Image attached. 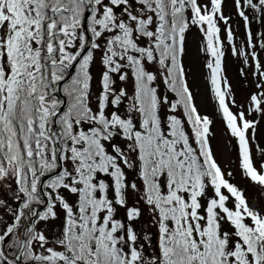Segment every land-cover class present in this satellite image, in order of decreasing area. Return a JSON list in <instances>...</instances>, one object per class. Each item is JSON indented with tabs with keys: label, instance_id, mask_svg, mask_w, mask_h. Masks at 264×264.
Returning <instances> with one entry per match:
<instances>
[{
	"label": "snow or ice",
	"instance_id": "1",
	"mask_svg": "<svg viewBox=\"0 0 264 264\" xmlns=\"http://www.w3.org/2000/svg\"><path fill=\"white\" fill-rule=\"evenodd\" d=\"M223 3L0 0V182H13L18 202L7 209L12 223L0 217V264H264V208L215 159L211 120L198 112L183 63L196 26L242 171L264 187L250 144L259 121L231 110L223 77L220 21L237 54ZM235 4L246 25L244 5L264 9V0ZM243 55L260 77L248 112L264 115V65L254 51ZM133 193L141 206L129 207ZM145 211L155 255L133 223ZM57 219L54 236L37 228Z\"/></svg>",
	"mask_w": 264,
	"mask_h": 264
},
{
	"label": "rangeland",
	"instance_id": "2",
	"mask_svg": "<svg viewBox=\"0 0 264 264\" xmlns=\"http://www.w3.org/2000/svg\"><path fill=\"white\" fill-rule=\"evenodd\" d=\"M207 2V0H205ZM257 2V0H253ZM244 3V0H241ZM223 14L225 17H229L228 26L231 27L235 48L237 54H233V46L227 39L226 25L223 21L219 24L225 27L223 32L224 38V53L225 59L223 61V77L227 81V85H230L231 96L235 98V105H231L233 112L244 111L246 117L249 120H257L259 123L256 125L254 135L250 140L252 148V156L254 165L257 169H260L261 164H264V152L259 149H264V115L252 112H248V105L250 96L253 93L259 91L256 84L260 77L254 75L255 62L251 55L245 60L244 52H256L262 65H264V47L261 44L264 43V12L261 9L259 12L244 5L245 14L249 17V23L246 25L245 21L240 17L238 13L235 0H224L222 6ZM251 21V22H250ZM223 27V28H224ZM251 29L252 32V44L255 47H251L248 41L247 30ZM205 40L197 27H192L186 36L185 54L183 63L186 69L187 79L190 89L193 93L194 101L198 107L199 113L202 116H207L211 121L209 128V143L213 150L215 159L225 171V173L231 172V180L234 184L245 190L246 196L250 202L258 208H264V189L251 182L243 173L241 168V157L239 151L238 141L230 134V130L226 126L218 105L217 98L210 83V70L206 67V64L211 60L209 54L204 49ZM243 70V74L242 71ZM242 106V107H241ZM222 116V117H220ZM251 133L252 130H249ZM136 174L134 171H128V179L130 181L135 180ZM3 187H0V199L6 201L5 205H0V217H3L4 222L7 224L12 223V214L8 212V207L13 209L18 207V202L13 200V193L11 188L15 185L11 180L7 183L0 182ZM137 197L135 194L129 195V207L141 206L136 204ZM63 216V213H60ZM126 212L124 209L119 210V217L124 218ZM134 227L141 237L144 233L151 236L150 241H143L141 243L145 245V253L155 255L158 251V242L156 237L157 229L151 223L150 215L145 211L139 221L133 222ZM61 219L49 221L47 223L40 222L37 225L39 230L45 231L49 236H54L60 231ZM4 227L0 224V229Z\"/></svg>",
	"mask_w": 264,
	"mask_h": 264
},
{
	"label": "trees",
	"instance_id": "3",
	"mask_svg": "<svg viewBox=\"0 0 264 264\" xmlns=\"http://www.w3.org/2000/svg\"><path fill=\"white\" fill-rule=\"evenodd\" d=\"M263 10V12H264V9H262ZM251 22V21H250ZM246 24V23H245ZM192 27H196V26H192ZM191 27V28H192ZM219 27H220V29H221V32H220V38H221V40L223 41V50H224V38H223V32H224V29H225V27L223 26V25H221V24H219ZM224 27V28H223ZM190 28V29H191ZM190 31V30H189ZM188 31V32H189ZM188 32L186 33V36H187V34H188ZM202 33V32H201ZM203 35V34H202ZM203 37H204V35H203ZM204 40H205V37H204ZM252 42V41H251ZM186 43V42H185ZM210 56V55H209ZM183 58H184V56H183ZM210 58H211V56H210ZM212 59V58H211ZM224 59H225V55H224V58H223V61H224ZM157 87H158V91H159V93H161V94H163V95H167L168 96V98H169V100H174L175 99V95L173 94V93H171L170 91H168L167 90V88H166V86L162 83V82H157V85H156ZM194 103H195V105H196V102L194 101ZM167 105H163L162 106V109H161V111H162V113H166L167 112ZM197 107V106H196ZM197 109H198V107H197ZM198 112H200V111H198ZM200 115L202 116V114L200 113ZM211 123H212V121H211ZM186 126V128H189L190 129V126L189 125H185ZM135 181H137V183H139V181H138V178H137V176L135 177ZM232 181V180H231ZM263 189H264V187H262Z\"/></svg>",
	"mask_w": 264,
	"mask_h": 264
},
{
	"label": "water",
	"instance_id": "4",
	"mask_svg": "<svg viewBox=\"0 0 264 264\" xmlns=\"http://www.w3.org/2000/svg\"><path fill=\"white\" fill-rule=\"evenodd\" d=\"M220 117H222V116H220Z\"/></svg>",
	"mask_w": 264,
	"mask_h": 264
}]
</instances>
